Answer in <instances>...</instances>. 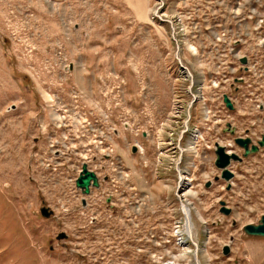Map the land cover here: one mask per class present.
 I'll use <instances>...</instances> for the list:
<instances>
[{
  "label": "rangeland",
  "instance_id": "1",
  "mask_svg": "<svg viewBox=\"0 0 264 264\" xmlns=\"http://www.w3.org/2000/svg\"><path fill=\"white\" fill-rule=\"evenodd\" d=\"M254 1L264 6V0H239L237 12L246 11V2ZM232 8L231 0H0V264H264V237L244 232V227L259 225L264 217V149L232 165L235 178L228 190L227 182L215 181L221 172L209 148L219 140L241 155L234 138L245 136L247 129L257 136L264 133V126L250 121L252 117L240 116V108L250 110L254 105L251 93L246 91L235 113L222 104L223 93L232 96L231 81L224 83L231 58L225 59L224 73H213L218 52L230 56L229 41L216 38L233 25ZM255 26L257 18L246 17V33L255 32ZM151 65L164 70L163 75L157 73L156 84L163 91V83L168 87L170 115L181 121L182 134L174 120L168 142V133L166 143L152 136L154 160L142 164L150 168L153 182L140 171L122 190L111 155L84 146L73 152L72 131L68 135L55 121L60 105L53 94L60 91L59 100L71 104V78L78 72L88 88L73 84L89 94L86 107L78 108L80 117L71 118V127L92 118V110L96 119L107 114L116 146L123 120L134 111L135 96L124 74H135L141 113L150 124L156 122L155 88L147 71ZM66 73L69 82L59 90L58 80ZM110 76L127 82L122 107L100 95L107 89L101 84L103 78ZM144 90H149L148 95ZM193 94L201 97L198 102L205 108L199 130L188 120V111L197 109L198 102L183 114ZM226 122L236 127L234 136L220 132ZM196 131L207 137L206 142L195 140ZM183 134L194 139V148L182 155L186 159L180 166L189 183H182L178 192L179 172L174 165ZM134 148L138 151L137 145ZM164 150L173 157L171 163H162L160 171H173L166 175V183L175 186L176 182L174 194L167 197L154 187L160 177L157 161L161 164L167 158ZM84 163L97 166L93 168L101 178L100 188H93L89 196L76 187ZM221 201L232 210L230 215L221 213ZM184 205L191 211L193 239L185 229ZM42 208L52 211V216L43 217ZM62 234L67 237L59 239ZM227 247L230 253L224 255Z\"/></svg>",
  "mask_w": 264,
  "mask_h": 264
},
{
  "label": "built area",
  "instance_id": "2",
  "mask_svg": "<svg viewBox=\"0 0 264 264\" xmlns=\"http://www.w3.org/2000/svg\"><path fill=\"white\" fill-rule=\"evenodd\" d=\"M232 2V11H233V18H232V26L229 27V29L223 28L220 34L217 36V42L222 41H229V49L228 53L230 56L226 54H220L221 52H218L217 63H215V69L217 72H213L216 75H219L221 72H223V69L225 70V59L231 58V62L228 63V70L226 74H229V76L224 75V79L227 80L224 83H227L228 81H231L230 83V89L234 91V86L236 81H242L243 84H237L236 88L237 92H232V96L229 95L233 105L235 106L236 110L239 109V105L241 106L242 99L244 97V94H246V91L248 93H251L252 96H254V105L250 110L241 109L242 112H240L241 118L244 116L252 117L250 121L254 123H259L264 126V36H261V27H264V6H258V2H246V11L244 12H237V5H239V0H231ZM255 3V7H254ZM246 17H254L257 18V26H255V32L253 33H246ZM247 59V64H242V60ZM181 62V61H179ZM182 63V62H181ZM225 72V71H224ZM223 72V73H224ZM73 76V75H72ZM69 74L66 73L64 76H61L58 80L59 86L57 87L59 90H63L67 83L69 82ZM102 86H106L107 89H105L103 92H101L100 95L106 98H113L114 103L116 107H122L120 105L122 97L126 94V86L127 82H121V80H117L115 76H110L108 78H103L102 80ZM219 84L216 83L215 88H218ZM59 92L56 91L53 94V97H56L59 102V116L55 117V121L57 123L58 128L63 129L65 132H68V135L70 134V131H72V150L74 153L77 154V151L79 147H95L97 149H100L104 153H107L108 155H111V159L117 164V167L119 169V175H120V181L121 185L123 186V189H125L127 182L129 181L130 176L132 175V172L128 167L125 166L124 162L119 159L118 156H116V153L120 156V154L117 151V145L115 146V137L111 133V131H114V129L109 127L108 120L110 118L109 115H104L100 119H96L93 116V110H92V118L89 119H82V125L78 127H71V118L72 117H80L78 115V108L80 107H86L84 105L86 96L89 94L86 90H81L80 87H78L75 84H72V88L70 89V97H72L71 104H66L59 100ZM217 92V91H216ZM149 90L145 91L144 94L148 95ZM217 93H214V97H216ZM224 95H228L226 93H223ZM222 98V100H223ZM252 101V100H251ZM223 106H226L224 101H222ZM223 111V107L221 108ZM223 113V112H222ZM230 113H233L230 111ZM213 117H222L221 115H214ZM232 118V116H230ZM232 120V119H230ZM218 120L217 122L219 123ZM228 124H231L232 127H236L231 122H226L225 126L221 129L220 132L225 131L226 128H228ZM150 124V121L145 123L144 127L140 125H136L134 123V113L132 112V116L125 117V119L122 122V127L124 129H127L128 131L134 132L137 136H141L144 133L147 137H149L152 134V126ZM212 125H210L209 131H212ZM249 129H247V133L245 136L236 137L234 138V142L237 138L242 139H248L250 138ZM215 133V132H213ZM213 133L211 134L213 136ZM252 133V132H251ZM253 134V133H252ZM253 138L257 135L254 133L251 135ZM261 140L264 138V133H261L259 136ZM207 137H202V143L206 142ZM220 143L219 140H216L214 142L213 147H209L213 151L215 150V144ZM236 144V143H235ZM135 145L138 147V153H141V155H145V147L141 145L140 143L136 142ZM224 146V145H222ZM229 147H232L231 145H228ZM226 147V146H225ZM239 147V146H238ZM240 148V147H239ZM201 149V145H200ZM227 149V147H226ZM244 151L240 148V154ZM228 153H235L233 151H229L227 149ZM238 154V153H236ZM239 155V154H238ZM242 155V154H241ZM240 155V156H241ZM85 160L87 158L85 157ZM88 166V170L90 172H94L97 177L100 180L101 178L100 174L96 171L98 167L91 166L92 163H84L83 165ZM82 165V167H83ZM114 165V163H112ZM96 169H94V168ZM82 172L79 170V175ZM79 177V176H78ZM78 179V178H77ZM76 179V180H77ZM113 188H117L112 186ZM93 189V188H92ZM118 188L116 189L117 192ZM123 198L126 196L125 192L122 193Z\"/></svg>",
  "mask_w": 264,
  "mask_h": 264
},
{
  "label": "crops",
  "instance_id": "3",
  "mask_svg": "<svg viewBox=\"0 0 264 264\" xmlns=\"http://www.w3.org/2000/svg\"><path fill=\"white\" fill-rule=\"evenodd\" d=\"M140 66H141V64H138V67H140ZM147 71L149 72L148 76H150L151 82H152V84H153V86L155 88V91H153V94H155V98H156L155 99L156 100L155 101L156 108L153 111V114H154V117L156 119V122L154 120H152L153 125H149V126H154V128H152V134L149 137H147L146 134H143L141 136H137L133 132V133H130V135L132 136V140H128L127 134H129L130 131H127V129L122 128L121 131H120V134H119L120 137H118V139H117V147H118V151H119L118 153L123 158L125 163L128 165V168L132 172L133 176H135V174L140 172V171L141 172L143 171V172L147 173V175L149 176L150 168L146 169L144 167V165L142 164V162L144 160L145 161L150 160L151 162H153V160H154V157H155V154H156V152H155L156 151V147L152 144V143H154L153 139H152V136H156L157 140L163 141L164 143H166L164 141V139L167 138V133H168V138H169L167 140V142H168L170 140V137H171L170 134L172 132H174V130H173L174 129V126H173L174 120L178 124L177 127L179 128L180 133H181V121L171 118V115H170L171 112L173 111V106H172V111H171L172 95H171L168 87L163 83V85L166 88V89L164 88L165 91H163L162 89H159L157 84H156L158 82L157 81L158 74L163 75L164 74V70L163 71H157V70L154 69V66L151 65L147 69ZM166 74H167V72H166ZM124 75H125L124 77L127 80H129V91L131 92L132 96H135V100H134V103L132 105V109L134 110L133 111L134 115L136 116L135 123H136V125L142 126V125L145 124V122H148L149 119L145 120V117L141 113L142 112V100H140L139 95H138V93L140 91V87H139L138 81L136 79L135 74H133V72H132V74L129 72L128 74H124ZM71 80H72V84L74 82H76V83H78V85H80V87L88 88L86 81L80 78V75H79L78 72L75 73L72 76ZM207 86H208L207 88H209V84ZM205 89L206 88H204V90ZM151 93H152V91H151ZM195 107L197 109H192L189 112V115L191 116L190 125H191V127H196L199 130V128L202 126V123L204 122V120H203V117H204V114H205L204 113V111H205L204 103H202L200 101V102H198L195 105ZM188 108H189V104H187V108L185 109V113H183V114H186V111H187ZM157 121H158V123H163L164 122V124H162V125L160 124L161 126L160 125L157 126V124H156ZM163 130L166 131V132L162 134ZM179 130L177 132L178 133V138L180 136ZM154 131H157V132H154ZM186 136H184L185 138L183 137L184 139H183L182 144H181L182 147L185 149V152L183 153V155H185V153L188 150H193V148H194V139H192L191 136H189V135L188 136L190 137V139H189V137H186ZM136 142L140 143L141 145H143L145 147V149H146L145 150V155H141V153H138L137 150H136V153H134L132 151V149L134 148V145H135ZM184 142H186V144ZM196 148H198V146H196ZM167 154H168V152L165 151L164 157L165 156L167 157ZM174 154H175V152L172 151V155H174ZM164 157H162V158H164ZM172 157L173 156H170V158H169V156H168L167 158H165L163 160V162H161V164H159L158 161L156 160L157 161L156 171H159V173H156V175L158 177L159 176L160 177L156 181L157 183L156 182L154 183V187H156L158 192L159 191L161 192V193H158V192L157 193L160 194V195L162 194L163 197H167V195H165V194H168V195L174 194L173 193L174 187L176 189V182H175V186L174 185L171 186V185H168L166 183V179H165L166 175H170L171 172H173V171L162 172V173L160 171L161 168L165 164L171 163V158ZM162 158H161V161H162ZM185 159H186V157L185 158L183 157V162L185 161ZM162 163L164 165H162ZM141 166H142V168H141ZM150 179L152 180L151 177H150ZM147 180H149V178H147ZM152 182H153V180H152ZM164 187L168 188V189H165ZM161 188H163V189H161Z\"/></svg>",
  "mask_w": 264,
  "mask_h": 264
},
{
  "label": "water",
  "instance_id": "4",
  "mask_svg": "<svg viewBox=\"0 0 264 264\" xmlns=\"http://www.w3.org/2000/svg\"><path fill=\"white\" fill-rule=\"evenodd\" d=\"M241 63L246 65L247 59H243ZM240 83L242 84V81H240ZM224 102L230 110H234V106L228 95H224ZM227 127L229 128L231 135H235V128L232 127L231 124H228ZM251 142L252 141L250 139L237 138L235 140L236 145H238L241 149L244 150V154L242 156L236 153H228L225 146H222L219 143L215 144V166L221 172L220 176H217L215 178V181L218 182L220 180H223L227 182L228 190L231 189V182L235 178V173L231 169L232 165L234 163L242 164L244 159L249 158L252 155L258 154L260 151V147H264V138L258 146H251ZM133 152L136 153V148L133 149ZM210 185H212L211 182L208 183L207 187H209ZM100 186L101 183L97 175L94 172H90L86 164L83 165L82 172L76 180V187L81 190L82 195L89 196L92 192V188L99 189ZM84 205H86L85 199ZM220 206L222 214L228 216L232 213V210L227 207L226 202L221 201ZM41 213L42 216L46 218H49L53 214V212L50 211L48 208H42ZM244 232L249 236L264 237V217L261 219L259 225H247L246 227H244ZM66 237L67 236L65 234H62L59 239H65ZM229 253V248H225L224 255H229Z\"/></svg>",
  "mask_w": 264,
  "mask_h": 264
},
{
  "label": "bare ground",
  "instance_id": "5",
  "mask_svg": "<svg viewBox=\"0 0 264 264\" xmlns=\"http://www.w3.org/2000/svg\"><path fill=\"white\" fill-rule=\"evenodd\" d=\"M173 24V23H172ZM174 26V25H173ZM175 27H176V24H175ZM173 28V27H172ZM175 35H176V32H174L173 31V37H174V39H175ZM176 40V39H175ZM177 41V40H176ZM178 44V43H177ZM178 49H179V46H178ZM178 60H179V58H178ZM180 61V60H179ZM181 69H182V71H184V73H185V75H186V77L188 78V79H190V80H192L193 79V77H192V75H191V73L189 72V70L186 68V67H184V66H182V64H181ZM196 86V84L194 83V81H192V84H191V92H192V89H193V87H195ZM200 87V86H199ZM201 88V87H200ZM193 93V92H192ZM196 93H198V94H201L200 93V90H198ZM192 97H193V100H192V103H191V106H189V108H191L195 103H197L200 99H201V97L200 96H197L196 94L194 95H192ZM226 107V106H225ZM227 108V107H226ZM228 109V108H227ZM178 112V114H179V111H177ZM176 112V113H177ZM188 113H189V111H188ZM191 118V116L188 114V120ZM188 120L185 122V129H187V127H188ZM189 131V130H188ZM185 132V131H184ZM182 134V133H181ZM195 135H194V138H195V140H197V141H199L201 138H202V135L200 134V132L199 131H196L195 133H194ZM185 134H183L182 136H181V138H180V141L183 139V136H184ZM178 141V140H177ZM173 146V145H172ZM178 148H179V151H180V153H179V155H178V157H177V160H176V165H174V166H176V168H177V170H178V172H179V184H180V186H178V192H180V191H182V188H183V186H181V184L182 183H184V184H188L189 182H188V177L187 176H185L184 174H185V171H183V170H181V163L183 162V150L180 148V143H178ZM175 147H176V145H175ZM177 153V152H176ZM176 157V156H175ZM175 164V163H174ZM175 169V168H174ZM190 186V185H189ZM186 193V192H185ZM185 193L183 194L182 193V195L181 196H184L185 195ZM182 208H183V212H184V214H185V216H186V225H185V229H186V232H187V235H188V237H189V239H193V226H194V224H193V222H192V219H191V211H190V209L188 208V207H186L185 205L184 206H182Z\"/></svg>",
  "mask_w": 264,
  "mask_h": 264
},
{
  "label": "flooded vegetation",
  "instance_id": "6",
  "mask_svg": "<svg viewBox=\"0 0 264 264\" xmlns=\"http://www.w3.org/2000/svg\"><path fill=\"white\" fill-rule=\"evenodd\" d=\"M233 86H234V85H233ZM234 92H235V93L237 92V88H235V91H234ZM225 130H226V133L231 134L228 128H226ZM249 134H250L249 137H250V139H251V141H252V142H251V146H258L259 143H260L262 140H261L259 137H257V136L253 138V137L251 136V135H253L251 132H249ZM263 149H264V147H260V151L263 150ZM260 151H259V152H260ZM241 154L243 155V154H244V151H242ZM206 186H208V183H207ZM211 186H212V185H210L208 188H210Z\"/></svg>",
  "mask_w": 264,
  "mask_h": 264
}]
</instances>
